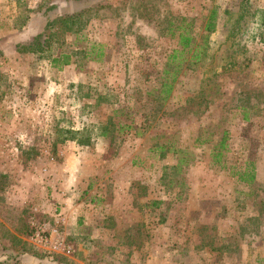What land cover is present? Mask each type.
<instances>
[{
  "label": "rangeland",
  "instance_id": "1",
  "mask_svg": "<svg viewBox=\"0 0 264 264\" xmlns=\"http://www.w3.org/2000/svg\"><path fill=\"white\" fill-rule=\"evenodd\" d=\"M75 1L0 0V264H264V0Z\"/></svg>",
  "mask_w": 264,
  "mask_h": 264
},
{
  "label": "trees",
  "instance_id": "2",
  "mask_svg": "<svg viewBox=\"0 0 264 264\" xmlns=\"http://www.w3.org/2000/svg\"><path fill=\"white\" fill-rule=\"evenodd\" d=\"M80 1V0H76L75 2ZM53 4H46V6L43 7L42 10H40L38 13L41 15V21L44 23L43 25V31L39 30L37 31L30 40L24 41L22 42V44L17 45V51L20 52H41L45 49H47L48 44H49V40H50V32L47 33V36H45L46 32L44 33V31L46 29H49L51 27H54L56 32L59 31H70L73 30L72 26L76 23V21H78L79 17H80V13L82 11H78V12H72V13H68L65 12L63 14H57L55 16H50L49 13H51L52 9H53ZM211 28L209 26H207V30H210ZM167 32L168 34H173L174 30H173V26L171 25L170 22H168V26H167ZM53 34V33H52ZM178 38V44L180 46L179 50H173L172 52H170L167 57L170 59H173L176 56V52L177 51H182L184 48L189 49V43H190V35L185 33V32H180L177 35ZM193 53V52H192ZM192 57H196V54H192ZM53 65L54 63H60V65H66L69 64V54L64 53V52H58V54L55 57L51 58L50 61ZM165 73L167 72V70L164 71ZM174 73V71L172 72ZM173 80V77L171 78V81ZM166 80H164V82L162 83V86L166 88V90H164V92L167 91V89L170 87L171 82H165ZM242 119H246L245 114H242ZM226 138V131L222 130L221 133V137L220 140L218 141V147L219 148H224V141ZM219 152L215 153V161L217 162L219 160ZM252 177V174H250L247 178L250 179ZM240 179H245V178H240Z\"/></svg>",
  "mask_w": 264,
  "mask_h": 264
},
{
  "label": "built area",
  "instance_id": "3",
  "mask_svg": "<svg viewBox=\"0 0 264 264\" xmlns=\"http://www.w3.org/2000/svg\"><path fill=\"white\" fill-rule=\"evenodd\" d=\"M45 229H46V223H42L41 225H38V227L35 229L34 237L37 236L40 237V232H43Z\"/></svg>",
  "mask_w": 264,
  "mask_h": 264
}]
</instances>
